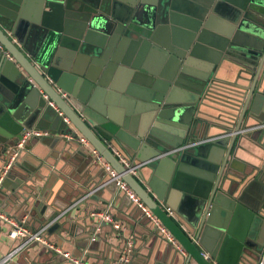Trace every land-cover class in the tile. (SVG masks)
<instances>
[{
  "label": "water",
  "instance_id": "water-1",
  "mask_svg": "<svg viewBox=\"0 0 264 264\" xmlns=\"http://www.w3.org/2000/svg\"><path fill=\"white\" fill-rule=\"evenodd\" d=\"M231 63L248 82L231 92L236 115L264 111V0H0L1 164L28 129L51 146L80 134L186 250L181 264H258L264 151L237 168L234 140L209 139ZM26 150L1 189L25 184Z\"/></svg>",
  "mask_w": 264,
  "mask_h": 264
},
{
  "label": "crops",
  "instance_id": "crops-1",
  "mask_svg": "<svg viewBox=\"0 0 264 264\" xmlns=\"http://www.w3.org/2000/svg\"><path fill=\"white\" fill-rule=\"evenodd\" d=\"M230 65L220 74L222 80L218 86L223 90L213 101L214 109L210 110L209 137L228 134L234 140L229 149L237 157L235 167L248 168V164L260 160L264 151V132H235L264 121V111L259 104L258 113L236 115L237 105L231 92H236L237 84L241 89L248 82L247 77L238 75L237 63ZM61 137L53 146L34 138L27 141V150L21 154L17 162L19 166L14 167L16 174L24 177L26 182L14 191L5 187L1 189L0 210L16 219H25L31 231L46 223L52 213L64 212L59 221L44 232V237L73 256L82 257L87 264H181L187 256L186 250L180 245L182 252L155 231L141 210L116 184L105 183L107 175L92 147L83 146L79 138ZM1 158L0 155V164ZM100 184L103 185L85 198L91 188ZM37 202L41 204L36 206ZM107 207L114 219L123 224L121 230H115L110 223L100 221L94 215ZM171 217L189 232L181 215L178 217L183 223L174 214ZM7 230L0 221V258L21 240L9 238ZM128 243L131 247L127 252ZM8 264L71 263L60 259L46 247L31 243Z\"/></svg>",
  "mask_w": 264,
  "mask_h": 264
},
{
  "label": "built area",
  "instance_id": "built-area-1",
  "mask_svg": "<svg viewBox=\"0 0 264 264\" xmlns=\"http://www.w3.org/2000/svg\"><path fill=\"white\" fill-rule=\"evenodd\" d=\"M44 97L45 99H47L48 105L56 109L55 104L51 100H49L45 94ZM65 120L67 121L66 118ZM263 129H264V121H261L257 124L239 129L235 133L246 134L257 130L260 131ZM49 135H51V132L49 130L38 129V128L28 129L22 133L21 138L14 145V150L12 152H9L7 157H4L3 162L0 166V189L3 180L6 178L7 174L10 172L11 168L15 164L19 152L24 148L26 142L32 138L46 137ZM226 135L228 136V134ZM65 137L71 139L70 136H65ZM213 138H209V139H213ZM79 142L83 146L91 147L89 141L83 136L79 137ZM92 149L97 160L103 164L105 173L109 176V180H107L106 182L114 180L115 184L117 185V188L120 191L124 192L125 195L141 210L143 215L151 222L154 230L160 233L161 235H163L169 242L174 244L179 250L183 252V248L180 246V244L177 242L174 236L170 233V231L159 221V219L152 213V211L139 199V197L135 194V192L121 179V175L118 174L111 167V165L103 159V157L96 151V149L94 148ZM117 156L120 158L121 162L128 165L127 161L120 154H117ZM128 171L132 174H136L135 167L128 166ZM101 185L103 184H100L97 187H94L91 190H89L86 193L85 198L91 195L96 190V188H100ZM164 209L168 215H172V211L170 207H165ZM63 214L64 212L59 213L53 219L46 221V223L42 224L37 230L31 231L30 228L26 225L25 219H20V220L16 219L8 214H5L0 210V221L7 226L8 229L7 236L11 239L21 238L20 243L17 246H15L13 249L2 255V257L0 258V264H8V262H10L15 255H17L24 247L30 245L31 243H37L39 245L46 247L47 249L53 251L60 259L70 262L71 264H87L82 257L73 256L68 251H64L60 249L53 242L48 241L44 237V232L47 230V228L51 224H53L57 219H59V217L62 216ZM94 215L100 221H105L110 223L112 227L117 231L123 228V224L120 221L114 219V217L110 212L109 207H107L105 210L95 212ZM92 239H94V237ZM130 247H131V243H128L127 252L130 250ZM203 255L206 256L205 254ZM127 259L128 258H125L126 261ZM258 264H264V248L260 254Z\"/></svg>",
  "mask_w": 264,
  "mask_h": 264
}]
</instances>
